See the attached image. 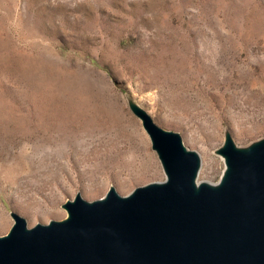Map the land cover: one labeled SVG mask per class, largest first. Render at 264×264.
<instances>
[{
    "label": "rangeland",
    "instance_id": "1",
    "mask_svg": "<svg viewBox=\"0 0 264 264\" xmlns=\"http://www.w3.org/2000/svg\"><path fill=\"white\" fill-rule=\"evenodd\" d=\"M141 115L211 185L264 142V0H0V237L164 181Z\"/></svg>",
    "mask_w": 264,
    "mask_h": 264
},
{
    "label": "water",
    "instance_id": "2",
    "mask_svg": "<svg viewBox=\"0 0 264 264\" xmlns=\"http://www.w3.org/2000/svg\"><path fill=\"white\" fill-rule=\"evenodd\" d=\"M166 179L126 197L80 196L68 218L26 228L14 215L0 237V264H264V142L222 156L228 173L218 186L195 185L199 158L179 136L141 115Z\"/></svg>",
    "mask_w": 264,
    "mask_h": 264
},
{
    "label": "bare ground",
    "instance_id": "3",
    "mask_svg": "<svg viewBox=\"0 0 264 264\" xmlns=\"http://www.w3.org/2000/svg\"><path fill=\"white\" fill-rule=\"evenodd\" d=\"M222 159H223V162H224V164H225V169H224V172H223V174H222V177H221L220 181H219L217 184H214V185H211V184L206 183V182L199 181V180H198V175H199V171H200V168H199L198 173H197V176H196V179H195V185H196V187H199V186L202 185V184H206V185H210V186H218V185H220V184L224 181V179H225V177H226V175H227V173H228V166H227L226 158H225L224 156H222ZM199 161H200V158H199ZM159 162H160L161 167H162V169H163V165H162L160 159H159ZM200 167H201V161H200ZM163 172H164V175H165V178H166V174H165L164 169H163ZM164 181H165V180H164ZM161 182H163V181H161ZM157 183H160V182H157ZM105 196H106V194H105ZM105 196H104L102 199H104ZM67 218H68V214H66V217L64 218V220H66Z\"/></svg>",
    "mask_w": 264,
    "mask_h": 264
}]
</instances>
